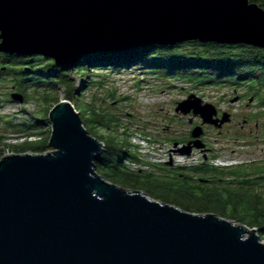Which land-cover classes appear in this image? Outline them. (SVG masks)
<instances>
[{
    "label": "water",
    "instance_id": "water-1",
    "mask_svg": "<svg viewBox=\"0 0 264 264\" xmlns=\"http://www.w3.org/2000/svg\"><path fill=\"white\" fill-rule=\"evenodd\" d=\"M189 42L264 50V9L250 0H0V52L59 67L98 53ZM176 112L218 129L232 120L195 94ZM49 118L52 152L0 160V264H264L256 231L98 175L104 144L70 101L61 100ZM203 135L196 127V141L181 154L203 149Z\"/></svg>",
    "mask_w": 264,
    "mask_h": 264
},
{
    "label": "rangeland",
    "instance_id": "rangeland-1",
    "mask_svg": "<svg viewBox=\"0 0 264 264\" xmlns=\"http://www.w3.org/2000/svg\"><path fill=\"white\" fill-rule=\"evenodd\" d=\"M193 51L194 48L189 47L183 53L187 55ZM138 57L126 56L125 58L133 60L134 64L124 66L120 71H114L113 67L102 71L99 68L90 67L89 74L92 77H88L87 84L81 76L75 75L74 68H71L68 74L70 83L76 88L75 97H81L85 104H90L93 107L91 109L96 110L97 120L105 117L104 124L101 126L90 119V115L86 117L89 128L100 137L101 142H106L109 152H125L126 159H129L126 164L128 171L123 168L128 178L107 181L133 192H143L153 200L162 203L170 202V205L180 208L176 203V196L157 188V184L163 182L166 177L157 167L169 164L170 154L176 149V144L173 142L185 141L198 126H203L205 131L203 138L213 149L210 157L215 156L216 163L218 159L222 161L235 159L248 163L253 166L248 179H257L258 177L254 174L255 169L264 168V92L255 95V92L249 94L247 87L237 88L229 85L201 87L181 79L162 77L167 71L152 63L155 60L152 54H147L140 60H137ZM98 82L104 83L102 85ZM41 90L40 88V92L36 93L35 89L32 90L28 94L30 96H27L29 102L19 103L13 99V95L20 94L16 91L13 82L0 80V160L12 154H26L17 153L15 149L39 141H47L45 153L53 151L48 147L52 134L50 107L53 108L58 102L66 99L65 88L59 87L53 95L45 94L49 96L46 99H49L50 103L45 101ZM191 94L217 107L219 117H222L223 113L231 114V122L225 124L222 129H218L211 125H203L200 117L178 114L176 112L178 103L186 100ZM235 98L239 100L233 103ZM80 103L72 104L79 108L84 105ZM13 117L12 125L32 119L28 124L34 126L35 132L19 134L16 131H24L22 128L10 130L7 121ZM110 117L117 118V122L111 125ZM96 122L100 123V121ZM32 135L37 136L32 137ZM179 147L181 148V145ZM29 153L40 154L37 151H29ZM173 155L176 163L174 169L178 170L177 172L196 177L192 171L202 163L201 154L196 153L191 158L182 154ZM233 165L240 164L233 163ZM191 169L193 170L189 171ZM261 176L264 178V175ZM226 180L232 182L234 178L230 176ZM220 186L235 190L232 188L235 184L222 183ZM233 190L230 194L236 193L237 190ZM220 193L225 192L220 190ZM253 195H261L264 198L263 180L258 182ZM222 196L221 201L216 200V204H193L188 207L196 211L197 209L205 210L203 214H194H214L227 220L241 216V213L234 209L233 204H227L228 194ZM225 197H227L226 200ZM183 205V207L187 206L188 202H184ZM246 228L256 231L259 235L257 230Z\"/></svg>",
    "mask_w": 264,
    "mask_h": 264
},
{
    "label": "trees",
    "instance_id": "trees-1",
    "mask_svg": "<svg viewBox=\"0 0 264 264\" xmlns=\"http://www.w3.org/2000/svg\"><path fill=\"white\" fill-rule=\"evenodd\" d=\"M250 1L258 4L264 9V0ZM189 47L194 48V51L187 55L184 54L183 51ZM147 54H152L154 56L155 60L152 63H154L155 66H160L167 71L165 76L163 75L162 77L168 76L181 79L187 83L196 84L201 87L216 85H229L237 88L247 87L248 93L255 92V95H260L264 92V50L243 45L231 46L189 42L175 47H147L134 49L130 53H98L90 55L91 57L87 56L77 62L73 67L75 70L74 73L77 76H81L85 84H87L88 82L86 81L89 80L88 77H92V75L89 74L90 67L99 68L101 71L113 67L114 71H120L123 69L122 67L134 64L132 62L133 60L131 61L125 58L126 56H131V58L139 56L137 60H140ZM94 60L97 61L94 62ZM89 63H95L96 65L91 66ZM70 69L71 68L67 67H59L54 64L53 60L41 56L21 57L0 52V80H11L16 91L20 93L19 95L23 96L25 102H29L27 96L29 97V92L31 93L34 89L36 93L40 92L39 89L41 88V93L45 96V94L53 95L59 87H63L65 88L66 100L71 103H84L81 97H75L76 88L70 83L68 78ZM98 83L103 85L104 82ZM46 97L49 96H45V101L50 103L49 99H46ZM91 108L93 107L87 103L79 106V108H77V106L75 107L88 132L99 140L100 137L92 132L86 121L90 115V119H93L97 125L101 126L104 124L105 117L101 120H97L98 114L96 110H92ZM50 109L52 108L50 107ZM85 118L86 120L84 121ZM13 119L14 117L7 121L8 127L11 128L10 130L14 131L22 128L24 131H16V133L19 134L35 132L36 129L34 126L28 124L32 119L29 118L22 123L12 125ZM110 119L111 125L117 122V118L110 117ZM96 121H100V123ZM36 136L37 135H32V137ZM102 143L105 144V149L97 161V174L109 181L116 178H128L126 171H123V168L127 170L126 164L129 160L126 159V153L121 151L120 153L109 152L106 147V142ZM15 150L17 153L37 151L43 154L47 150V141L30 143L25 147L16 148ZM157 168L166 175L163 182L157 184V188L163 192L176 196V203L179 204L182 210L189 211L190 213L203 214L205 210L197 209L196 211L188 206L193 204H216V200L221 201L220 198L223 197L222 195L228 194L227 204H233L234 209L241 213L239 217L234 216L235 218H230L231 221L257 230L259 236L264 240V198L261 195H253L258 186V182L264 181V178L261 177V175H264V168H259L258 172L255 173L259 174V177L253 180L246 179L245 171L216 170V176L214 174L210 175L211 179H216V190L203 188L202 185H196L197 179L194 180V177L190 176L191 174L185 173L180 175V173L177 172L178 170L174 168L169 169L166 166ZM193 169L194 171H192ZM193 169L189 171H192L196 176L205 172V170L199 167ZM174 170L177 173H173ZM106 172H108V174ZM206 172L208 173L209 171ZM230 176L233 177L234 180L232 182H227L226 179ZM142 178L143 177H141V179ZM218 178H223V184H235V187L232 188L237 190L236 193L230 194L231 190H233L231 187L221 188L220 185L222 183L218 182ZM114 182L117 183L116 181ZM220 190L225 193H220ZM216 194L218 195L216 196ZM226 199L227 197H225V200ZM184 202H188V205L185 207H183ZM165 203L170 204V202Z\"/></svg>",
    "mask_w": 264,
    "mask_h": 264
},
{
    "label": "flooded vegetation",
    "instance_id": "flooded-vegetation-1",
    "mask_svg": "<svg viewBox=\"0 0 264 264\" xmlns=\"http://www.w3.org/2000/svg\"><path fill=\"white\" fill-rule=\"evenodd\" d=\"M204 134H205V131H204ZM203 136L201 137V141L204 144L203 149H201V150L200 149H193L191 156L186 155L188 158H191L194 154L199 153L203 157V161L198 167L205 170V172H202V173H200V175L198 174L196 177H194V180L197 179V183L194 182V183H196V185L198 184L199 186L202 185L203 188L205 187V188H210L212 190H216V179L210 178L211 174H214L216 176V170H220V171H222V170L245 171L246 172V174H245L246 179L250 178L249 175L251 174V169L253 168V166L249 165L248 163L240 162V161H237L235 159L231 160V161L230 160L222 161V159H218L217 163H216V157L215 156L210 157L212 155L211 152H213V149L209 147V144L205 141ZM194 141H196V140L192 137V134H191L189 138H187L185 141H183L181 143L180 142H173L174 144H177V145H175L176 149L172 150V153L170 154V157H171L170 163L171 164L169 163L165 166H168L169 169L175 168L176 163H175V159L173 157L174 156L173 154H181V151L184 150L188 144L193 143ZM180 145H181V148L179 147ZM233 163L240 164V165L234 166ZM223 164L227 165V166H222ZM231 166H233V167H231ZM258 170H259V167L255 169L254 174L257 173ZM206 171H209V172L207 173ZM173 173H177V172L174 170ZM182 174L183 173H180V175H182ZM258 175L259 174H256L257 177H259ZM222 180H223V178H218V182L223 183ZM221 188H224V187H221Z\"/></svg>",
    "mask_w": 264,
    "mask_h": 264
}]
</instances>
